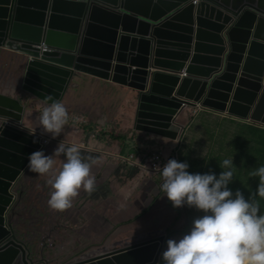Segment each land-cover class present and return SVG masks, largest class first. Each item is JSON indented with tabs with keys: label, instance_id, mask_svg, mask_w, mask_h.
Here are the masks:
<instances>
[{
	"label": "water",
	"instance_id": "obj_1",
	"mask_svg": "<svg viewBox=\"0 0 264 264\" xmlns=\"http://www.w3.org/2000/svg\"><path fill=\"white\" fill-rule=\"evenodd\" d=\"M2 67L0 264H158L166 227L71 254L32 246L13 223L27 155L43 146L30 114L48 94L71 105L84 89L114 129L133 113L134 129L155 136L146 149L177 141L198 105L264 125V0H0Z\"/></svg>",
	"mask_w": 264,
	"mask_h": 264
},
{
	"label": "crops",
	"instance_id": "obj_2",
	"mask_svg": "<svg viewBox=\"0 0 264 264\" xmlns=\"http://www.w3.org/2000/svg\"><path fill=\"white\" fill-rule=\"evenodd\" d=\"M4 66L8 69L9 63L5 61ZM5 69L2 67L0 73ZM65 106L68 120L61 135L52 139L47 134H42L44 139H48L46 142L42 139V148L46 153H51L57 141L63 140L66 144H76L82 153L95 156L97 162L91 171L96 177V189L91 193L81 189L78 195L72 198L70 207L63 210L52 209L47 204L49 186L46 183L52 170L46 174H39L27 168L20 181L23 192L16 208L20 217L15 216L13 223L22 231H28L36 236L31 243L32 246H37L38 249L43 246L47 252L55 249L53 245L56 242L57 247L65 248L68 254L93 249L101 244H109L145 232L147 223L143 222L140 225L129 223L139 216L141 202L150 207L154 198L160 194L156 190L160 177L158 173L147 172L137 165L136 161L152 152H162L164 158L172 157L179 160V157L185 155L183 153L185 149L188 150L189 142L195 136L203 139L205 131L200 135L198 131L202 127L190 128V125L181 133L182 136L185 132L183 143L181 137L177 141L158 139L159 146L153 145L146 149L142 147L143 142L155 136L151 137L152 134L134 129L133 113L130 112L131 116L126 113L124 121L118 114L116 116L118 127L114 129L109 126L101 103L90 98L84 89L77 93L73 104ZM201 110H204V119L208 112L213 111ZM213 114L212 119H218L220 122L227 116L224 113ZM243 122L264 128L262 124L248 120ZM120 154L137 156L135 155L136 160L122 162ZM53 159V170L58 171L63 154H54ZM123 224L127 225L121 228ZM54 230L62 234L63 239L61 241L47 239L46 246L42 244L43 239L49 238L50 232ZM138 230L140 232H136Z\"/></svg>",
	"mask_w": 264,
	"mask_h": 264
},
{
	"label": "clouds",
	"instance_id": "obj_3",
	"mask_svg": "<svg viewBox=\"0 0 264 264\" xmlns=\"http://www.w3.org/2000/svg\"><path fill=\"white\" fill-rule=\"evenodd\" d=\"M30 134L39 131L55 139L68 120V111L61 98L48 94ZM0 122V130L4 123ZM102 122V121H101ZM35 142V141H34ZM54 154H63L58 171L53 170ZM95 156L81 152L76 144L57 141L51 153L43 148L27 155L26 167L39 174L51 175L46 180L47 204L63 210L71 206L72 198L81 189L91 193L96 189V177L91 171ZM233 157L219 162L218 173L190 172L187 161L168 158L162 165H153L160 183L157 191L174 207L187 206L201 214L194 216L189 229L178 239L166 240L161 252L163 264H264V212L240 188L229 187L233 177ZM250 175L258 177L255 194L264 197V164Z\"/></svg>",
	"mask_w": 264,
	"mask_h": 264
},
{
	"label": "trees",
	"instance_id": "obj_4",
	"mask_svg": "<svg viewBox=\"0 0 264 264\" xmlns=\"http://www.w3.org/2000/svg\"><path fill=\"white\" fill-rule=\"evenodd\" d=\"M207 114L201 123L205 127V137L200 139L195 136L187 145L188 150L186 148L183 152L185 155L179 157V160L187 161L190 172L211 170L218 173L221 170L219 162L224 158L233 157V177L229 187L240 188L246 197L252 193V199L258 203L260 211L264 212V197L255 194L258 177L250 175L253 169L264 164V128L229 116L220 122L218 119H212L213 113ZM195 141H201L202 144L198 145ZM208 142L213 147L205 149L204 147L209 146ZM184 208L185 217L179 215L174 222L179 226L167 228V239H178L189 229L192 218L201 214L194 208ZM158 264H163L162 258Z\"/></svg>",
	"mask_w": 264,
	"mask_h": 264
},
{
	"label": "rangeland",
	"instance_id": "obj_5",
	"mask_svg": "<svg viewBox=\"0 0 264 264\" xmlns=\"http://www.w3.org/2000/svg\"><path fill=\"white\" fill-rule=\"evenodd\" d=\"M205 110H207V109H205ZM194 111H197V112H194ZM203 111L199 110L198 108H194V109L189 108V109L185 110V115L182 117L183 123L186 126V128H187V126L189 127L190 125H191L190 128L192 126L202 127V129H200L198 131L200 135H202L204 133V126L201 125V123L204 121ZM235 119L239 120L237 118H235ZM209 125H212V124H209ZM184 137H185V132L182 134V136L180 138L181 143H183V139H185ZM199 138L202 139L201 137H199ZM195 142H198V144H202L201 141H195ZM208 145L209 146L204 147V148L209 149V148L213 147V145L210 142H208ZM128 155L129 154H127V155L120 154L119 156L121 158V161L126 162ZM159 182H160V178H159ZM150 193L155 194L156 192H150ZM139 208H140L139 213H138L139 216L136 217L135 220L134 219L131 220L129 225H132V224L140 225L143 222H145L148 225L144 228V230L162 228V227H166V228L178 227L179 224H174L176 218H178L179 215L181 217H185L184 206L174 207L172 205V203L168 200V198L166 196H163L162 193H160L159 195H157L154 198V201L150 207L146 203L141 202ZM113 209H114V211H117L115 208H113ZM125 221L123 220V222H125ZM126 225L127 224H123L121 226V228L125 227ZM160 226H162V227H160ZM136 232H140V231L138 230ZM27 233H28V231H27Z\"/></svg>",
	"mask_w": 264,
	"mask_h": 264
},
{
	"label": "built area",
	"instance_id": "obj_6",
	"mask_svg": "<svg viewBox=\"0 0 264 264\" xmlns=\"http://www.w3.org/2000/svg\"><path fill=\"white\" fill-rule=\"evenodd\" d=\"M197 1L198 0H193V3L196 4ZM183 75H186V74L183 72ZM197 108L199 110H201L202 107L199 105ZM202 109H204V108H202ZM194 112H197V111H194ZM46 141H48V139H44V142H46ZM161 153L160 152H152L151 154H148L147 157H145V162L143 165H141L140 161H136V164L139 165L140 167H142L144 170H146L149 173H158L153 168V165H156V164L162 165L168 158H172V157L164 158V156ZM130 160H136L135 154H129L127 156L126 161H130Z\"/></svg>",
	"mask_w": 264,
	"mask_h": 264
},
{
	"label": "bare ground",
	"instance_id": "obj_7",
	"mask_svg": "<svg viewBox=\"0 0 264 264\" xmlns=\"http://www.w3.org/2000/svg\"><path fill=\"white\" fill-rule=\"evenodd\" d=\"M198 106H199V105H198ZM198 106H197V107H198ZM201 109H202V108H201Z\"/></svg>",
	"mask_w": 264,
	"mask_h": 264
}]
</instances>
